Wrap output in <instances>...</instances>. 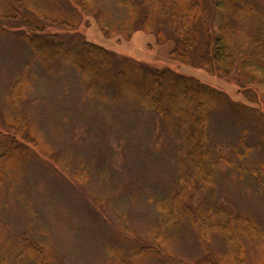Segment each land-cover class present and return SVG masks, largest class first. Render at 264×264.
<instances>
[{"label":"rangeland","instance_id":"374dc122","mask_svg":"<svg viewBox=\"0 0 264 264\" xmlns=\"http://www.w3.org/2000/svg\"><path fill=\"white\" fill-rule=\"evenodd\" d=\"M32 1L55 9L49 0ZM98 1L116 17L123 16L121 0ZM59 2L75 13L68 0ZM8 28L0 32V120L8 112V87L30 59L26 43ZM59 32L152 66H176L169 55L171 42L158 44L143 31L129 38L108 37L93 16L83 15L76 29ZM178 68L231 98L212 112L210 146L233 164L217 170L214 187H197L190 204L195 208L223 204L251 214L264 228V95L258 88V93L239 92L236 78L210 74L196 62ZM78 76L62 63L50 67L38 63L29 72L33 85L25 112L49 152L33 150L20 176L0 189L4 200L0 224L14 240L46 243L59 264H114L113 251L150 241L149 233L161 217L155 200L177 187L181 139L173 137L152 111L98 102L86 93ZM167 235L168 253L149 256L148 264H201L209 256L189 220ZM209 245L218 253L228 250L219 234L211 235Z\"/></svg>","mask_w":264,"mask_h":264},{"label":"trees","instance_id":"16d2710c","mask_svg":"<svg viewBox=\"0 0 264 264\" xmlns=\"http://www.w3.org/2000/svg\"><path fill=\"white\" fill-rule=\"evenodd\" d=\"M49 1L55 9L35 6L32 0H0V32L14 28L17 40L24 41L30 53L8 87V112L0 120V189L20 176L33 150L49 152L24 104L33 85L29 72L38 63L48 67L62 63L80 76L86 93L98 102L152 111L173 137L181 139L177 187L155 200L161 217L149 233L150 241H135L127 250L113 251L114 264H148L149 256H165L168 231L186 219L209 255L201 264H264V228L254 216L223 204L195 208L189 202L197 187H214L223 164H233L210 146L212 112L231 98L178 68L196 62L210 74L236 78L239 92L258 93V88L264 95V0H121L122 17L98 0H68L74 14L59 0ZM83 15L93 16L108 37L129 38L143 31L158 44L171 42L169 55L176 66L159 68L87 39L63 37L59 31L76 29ZM3 206L0 196V212ZM212 234L226 240L227 252L211 251ZM0 264L59 263L46 243L14 240L0 224Z\"/></svg>","mask_w":264,"mask_h":264}]
</instances>
